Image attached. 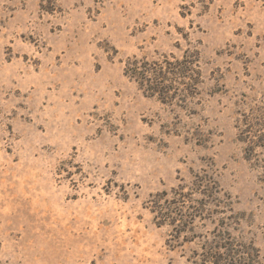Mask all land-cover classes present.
I'll use <instances>...</instances> for the list:
<instances>
[{
  "label": "rangeland",
  "instance_id": "1",
  "mask_svg": "<svg viewBox=\"0 0 264 264\" xmlns=\"http://www.w3.org/2000/svg\"><path fill=\"white\" fill-rule=\"evenodd\" d=\"M216 257L264 264V0H0V264Z\"/></svg>",
  "mask_w": 264,
  "mask_h": 264
},
{
  "label": "trees",
  "instance_id": "2",
  "mask_svg": "<svg viewBox=\"0 0 264 264\" xmlns=\"http://www.w3.org/2000/svg\"><path fill=\"white\" fill-rule=\"evenodd\" d=\"M199 56L197 53H185L182 59L174 58V61L168 59L162 62L149 61L144 58L129 59L125 66V74L134 79L143 92L152 97H157L164 103L174 101L177 96L175 94V83L179 79L191 81L187 83L189 90L195 86V75L198 74ZM188 89V88H187ZM187 94H185V98ZM177 100V99H176ZM185 102V100L181 101ZM217 264H221V260L216 257Z\"/></svg>",
  "mask_w": 264,
  "mask_h": 264
}]
</instances>
